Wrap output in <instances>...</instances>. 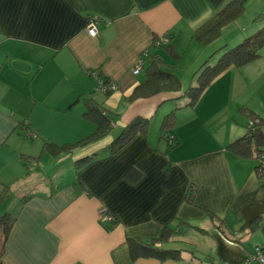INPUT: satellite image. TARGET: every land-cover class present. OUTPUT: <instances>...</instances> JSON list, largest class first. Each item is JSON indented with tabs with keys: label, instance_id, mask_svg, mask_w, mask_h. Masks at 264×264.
<instances>
[{
	"label": "crops",
	"instance_id": "obj_1",
	"mask_svg": "<svg viewBox=\"0 0 264 264\" xmlns=\"http://www.w3.org/2000/svg\"><path fill=\"white\" fill-rule=\"evenodd\" d=\"M229 1L0 0V195L5 187L22 188L15 209L5 211L16 221L2 264H240L253 246L264 247L259 160L225 149L247 133L251 119L243 106L264 120V47L254 61L223 71L194 106L179 111L175 148L161 139L160 126L184 95L183 83L179 91L127 99L144 79L143 69L134 74L133 68L154 51V35L170 33L184 57L196 47L193 64L208 54L211 61L227 43L209 53L212 45L193 44L192 34ZM260 14L253 32L264 25ZM92 15L100 18L97 36L86 31ZM180 41L188 48L180 51ZM94 72L115 89L101 91ZM86 98L112 115L108 134L70 154L43 150L45 140L62 145L95 131L83 114ZM138 116L150 120L148 135L137 134L111 154L108 144ZM95 152L91 162L76 167L79 157ZM64 159L65 173L59 167ZM192 184L196 195L189 204ZM101 207L116 215L110 230L99 219ZM256 218L254 229L244 226ZM166 224L176 235L161 246L183 249V261L133 262L126 235L155 238ZM190 228L207 237L202 255L180 243Z\"/></svg>",
	"mask_w": 264,
	"mask_h": 264
},
{
	"label": "trees",
	"instance_id": "obj_2",
	"mask_svg": "<svg viewBox=\"0 0 264 264\" xmlns=\"http://www.w3.org/2000/svg\"><path fill=\"white\" fill-rule=\"evenodd\" d=\"M248 0H230L223 8L215 14L209 16L200 25H198L192 34V38L198 43L208 44L221 35L222 28L239 17L246 7ZM260 18L257 17V19ZM167 37L168 43H163L162 38ZM172 35L165 34L164 36L154 35L151 48L154 51L149 52L146 57V63L143 67L144 79L133 89L132 93L127 97L129 101H134L139 98L151 97L155 94L164 91H179L182 89L181 77L176 72L174 62L167 61V56L172 60H180L182 53H179L174 43L172 42ZM225 46L214 52L213 57ZM264 47V25L246 37L242 42L232 46L224 51L213 64L210 59H206L195 71L198 74V85L190 86L186 89L184 95L190 97L188 105L194 106L199 100L204 90L212 83V81L230 66L241 67L244 66L260 56V49ZM102 77L101 74H99ZM104 81H108L106 77H102ZM183 95V96H184ZM86 110L84 116L96 124L95 131L86 138L78 140L73 143H65L62 145L55 144L51 141L45 140L43 143V150L50 153L52 156H59L65 153H73L75 150L102 139L105 137L114 124V119L111 114L107 113V109L101 103L96 102L92 98H86ZM184 106L177 105L164 115L160 126V137L170 141L173 136V130L177 123V114ZM251 120L258 121L252 126H248L247 133L230 142L225 149L233 154L245 158L254 159L260 155L264 156V120L258 118V114L250 108L243 106L241 108ZM150 129V120L148 118L136 117L129 122L122 131L108 144L107 149L111 154H115L123 149L137 134L148 135ZM174 141L170 145L175 144ZM97 152L79 157L75 165L80 167L91 162ZM40 156L33 157V160L39 161ZM261 164L256 166V172L259 176L264 177V166ZM131 168L127 171L130 175ZM139 177V176H138ZM9 194V189L5 187L0 195V204L4 202ZM196 186L192 184L187 192L186 201L193 204L195 201ZM16 216L11 213H4L0 215V264H2V257L5 252V243L9 237L11 229ZM259 218H256L250 223H245L244 226L255 228L258 224ZM183 223V222H181ZM187 227H193L189 222L184 221ZM115 226V225H114ZM114 226L105 225L107 229H112ZM174 229L166 224L158 237L151 239H142L135 235H126V244L128 245L130 258L133 262L139 258H156L160 261L175 260L183 261V249L180 248H164L161 245L171 241L175 237ZM264 249V247H262Z\"/></svg>",
	"mask_w": 264,
	"mask_h": 264
},
{
	"label": "rangeland",
	"instance_id": "obj_3",
	"mask_svg": "<svg viewBox=\"0 0 264 264\" xmlns=\"http://www.w3.org/2000/svg\"><path fill=\"white\" fill-rule=\"evenodd\" d=\"M262 11H264V0H248L246 3L245 11L239 17H237L233 21L226 24L222 28L221 35L219 37H217L215 40H213L212 42L208 44H204L205 46H208L209 44L212 45L208 50L209 53H212L214 51L212 49L213 48L215 49V46L218 47L220 45H224V44L226 45L227 43V45L219 51L223 53L224 51L231 48L232 46L242 42L246 37L250 36L253 33V30H255V29L250 30V27L253 24L252 22L255 21V19L257 20V17L261 16L260 13ZM175 44H176V47H178L180 51L181 49L185 47L188 48V44H185V42L183 41H180L178 44L177 43ZM193 44H201V43H198L197 41H195V43ZM199 46H203V45H199ZM195 48L196 47H193L191 49L188 48L187 55L185 57L182 52L183 55L180 60L174 61L171 59L170 56L166 57L167 61L174 62L175 64L176 72L181 77V80L183 83L184 90L182 89V91H186V89L192 85L193 86L198 85V74H195V71H197L198 68H200V65L205 61V59L210 57L209 54L205 55L204 57L201 56V60L197 64H193L191 57L194 58L195 60H198V56L200 55L197 52V49ZM215 58L214 57L211 58V61H210L211 64H213L214 61H216ZM189 101H190V97L187 95H184V96L179 97L174 103L179 102L178 105L184 106L183 108H181V110L182 109L185 110V108L187 107L188 108L192 107V105H188V106L186 105L187 102ZM179 111L177 114V121H178ZM174 148H175V144H174ZM37 149H39V147ZM66 164H67V161L66 159H64V161H62V163L60 164L61 166L59 167L64 168ZM71 168L72 170L74 169V167H71ZM61 171L63 173L66 172L65 168L61 169ZM20 189H22L21 186H16L13 190L12 189L9 190V194L4 200L5 202L4 204H6V206L4 204L0 205V215L4 214L6 210H9V209L11 210L14 203L16 204V201L19 199V195L21 194V192L19 191ZM12 209H15V208H12ZM190 229L191 231L186 235V237L183 238V241H181L180 243L187 245L188 251L191 249L196 250V254L202 255L203 253L207 251L206 250L207 249L206 247L208 246L207 237L202 239L199 233L200 231L197 232L196 230L197 228H190ZM257 247L258 245L257 246L255 245L252 247L251 254L249 253V256L247 259H250L255 254ZM192 250L189 253H192ZM247 259H245L240 264H245L247 262Z\"/></svg>",
	"mask_w": 264,
	"mask_h": 264
},
{
	"label": "built area",
	"instance_id": "obj_4",
	"mask_svg": "<svg viewBox=\"0 0 264 264\" xmlns=\"http://www.w3.org/2000/svg\"><path fill=\"white\" fill-rule=\"evenodd\" d=\"M99 21H100V18L96 15H92L89 17V20H88L87 25H86V31L90 36H97L99 34ZM162 42L168 43V38L163 37ZM144 63H145L144 60H140L138 62V64L133 68V73L134 74L140 73L144 67ZM94 74H95V76H97V78L99 80L98 88L101 91L110 92V91L115 89V84H113L110 81H104L103 78L100 77L98 72H94ZM257 121H258V119L251 120L249 122L248 126L252 127ZM28 136L35 138L37 135L35 132L31 131V132H29ZM172 141H174L173 136L170 137L169 143ZM258 160H259V164H261V166L263 167L264 166V156L260 155L258 157ZM262 167H259V169H262ZM99 219H100L101 223L104 225L114 226L117 222L116 215L113 214L112 212H110L105 207L100 208ZM251 262H257L258 264H264V249L262 248V246H258L256 248L255 254L250 259H247V262L245 264H250Z\"/></svg>",
	"mask_w": 264,
	"mask_h": 264
}]
</instances>
